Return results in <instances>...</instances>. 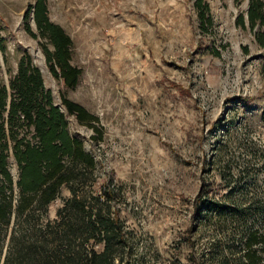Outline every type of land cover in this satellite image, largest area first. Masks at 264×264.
<instances>
[{
	"label": "rangeland",
	"instance_id": "1",
	"mask_svg": "<svg viewBox=\"0 0 264 264\" xmlns=\"http://www.w3.org/2000/svg\"><path fill=\"white\" fill-rule=\"evenodd\" d=\"M198 1L45 0L80 69L67 86L51 73L36 0H0V84L28 54L65 114L62 98L94 117L66 116L96 162L90 180L61 185L37 219H57L72 188L101 200L111 189L130 237L113 264H264L259 240L247 245L264 238V26L249 25V0ZM8 168L16 180L12 155Z\"/></svg>",
	"mask_w": 264,
	"mask_h": 264
},
{
	"label": "trees",
	"instance_id": "2",
	"mask_svg": "<svg viewBox=\"0 0 264 264\" xmlns=\"http://www.w3.org/2000/svg\"><path fill=\"white\" fill-rule=\"evenodd\" d=\"M263 8L264 0H249L246 13L251 27L264 26ZM206 9L202 4V18ZM32 10L38 29L48 33L53 45L52 52L45 49L48 62H53L51 73L67 86H74L80 69L69 64L70 38L48 20L45 0H36ZM30 11L25 13V20ZM239 20L243 25V15ZM257 40L264 44V29L257 33ZM62 105L66 114L53 102L28 54L18 62L8 86L0 84V251L10 231L0 264H113L117 256L123 259V252L118 250L130 237H125L123 221L111 211V189H104L101 200L80 195L79 186L72 188V196L57 210V219H37L61 185L87 182L96 165L81 140L70 135L66 121L67 115H74L81 123L94 117L66 98H62ZM261 119L264 122V108ZM10 155L18 166L16 180L8 168ZM204 193L202 187L195 205ZM257 241L264 254L263 237L253 234L247 245ZM99 243L103 248L97 251L94 246Z\"/></svg>",
	"mask_w": 264,
	"mask_h": 264
},
{
	"label": "water",
	"instance_id": "3",
	"mask_svg": "<svg viewBox=\"0 0 264 264\" xmlns=\"http://www.w3.org/2000/svg\"><path fill=\"white\" fill-rule=\"evenodd\" d=\"M40 72L42 73L43 71L40 69Z\"/></svg>",
	"mask_w": 264,
	"mask_h": 264
}]
</instances>
